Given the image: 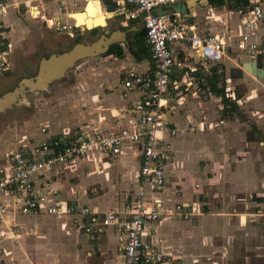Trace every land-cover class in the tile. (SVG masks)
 <instances>
[{"label": "crops", "instance_id": "crops-1", "mask_svg": "<svg viewBox=\"0 0 264 264\" xmlns=\"http://www.w3.org/2000/svg\"><path fill=\"white\" fill-rule=\"evenodd\" d=\"M4 1L11 4L0 17L10 60L9 68L0 70V97L23 79L35 80L42 59L68 52L79 42L90 44L118 31L124 35L117 36L105 52L79 59L71 70L44 87L31 90L26 86L10 107L0 111V169H10V150L44 137L111 135L120 127L143 128L134 105L146 93L124 86L128 72L154 70L151 54H142L136 46L143 30L140 20H124L106 12L113 0H94L87 5L84 0H65V7L60 0ZM254 5L262 8L263 17L256 24L253 40L264 42V0H249L241 6L228 1L219 6L210 0L192 4L177 0L158 9L179 13L191 28L222 35L226 42L220 62L200 58L181 42L173 44L175 63L164 118L176 134H165L172 154L164 187L146 190L148 201L160 203V215L145 223L143 234V240L173 264H264V216L259 214L264 206V114L244 117L238 113L246 89L252 94L246 99L259 103L264 94L253 88L264 78L244 70L241 77L230 73L233 67L253 60L235 44L243 19ZM85 12L83 25L102 14H107L106 23L79 29L75 39L60 30V24L76 22L80 26ZM257 62L264 67V60ZM216 88L222 90L220 94ZM229 102L237 110L227 109ZM224 106L228 111L224 112ZM142 148L141 138L123 144L116 155L90 152L53 171L36 174V189L48 202L62 199L94 208L99 214L122 212L139 190ZM10 199L5 197L11 205ZM177 204L190 210L194 207L192 216L183 218L175 210ZM13 222L21 225V236L15 242L3 239L5 227L0 225V264H124L120 251L124 232L113 225L91 224L85 214L66 213L56 218L38 211L14 217Z\"/></svg>", "mask_w": 264, "mask_h": 264}, {"label": "built area", "instance_id": "built-area-1", "mask_svg": "<svg viewBox=\"0 0 264 264\" xmlns=\"http://www.w3.org/2000/svg\"><path fill=\"white\" fill-rule=\"evenodd\" d=\"M84 1L89 3V0ZM176 1L113 0L114 10L110 12L113 16L141 21L145 42L150 48L154 63L151 73L128 72L124 80L126 88L137 87L146 93L134 105V110L139 114L138 121L143 128L135 131L120 127L111 135L97 132L92 136H50L29 146L10 150L7 156L10 169H0V225L5 227L1 234L3 239L15 242L20 238L21 225L13 222L14 217L38 211L56 218H62L66 213H81L88 216L91 224L113 225L124 232L125 240L120 247L124 264H173L166 254L143 240L145 223L156 221L160 215V203L148 201L146 190L148 187L155 190L164 187L172 154L171 141L165 134H176V129L169 128L164 118V111L169 102L167 92L170 74L175 63L173 44L181 42L200 58L211 62L222 61L226 51V42L222 35L191 28L180 18L179 13L158 12V9ZM65 4V0H60L61 7H65ZM9 5L11 4L0 0V17L7 14ZM262 17V8L254 5L243 19L242 32L235 44L237 50L256 61L264 60V42L253 40L256 36V24ZM1 28L0 25V70H6L9 68L10 56L5 47L6 32ZM59 28L71 39H75L79 31L74 23L60 24ZM41 131L47 132L46 128H41ZM141 138L143 148L139 190L122 212L106 210L99 214L94 208L67 204L62 199L48 202L44 194L38 193L34 183L36 174L53 171L56 166L93 151L119 154L123 144L137 142ZM5 197L11 198V205L5 201ZM175 210L187 219L192 216L194 207L190 210L188 206L177 204ZM1 241L0 239V255L3 252Z\"/></svg>", "mask_w": 264, "mask_h": 264}, {"label": "water", "instance_id": "water-1", "mask_svg": "<svg viewBox=\"0 0 264 264\" xmlns=\"http://www.w3.org/2000/svg\"><path fill=\"white\" fill-rule=\"evenodd\" d=\"M188 2L192 4L193 2H195V0H188ZM105 10L109 13L112 12L114 10V4L112 3L107 5L105 7ZM72 14L73 13H71L70 16ZM106 17L107 16H105V18ZM105 23L106 21H104V24ZM77 27L80 30H90L94 28L92 27L87 29L81 26ZM120 35H124V32L118 31L117 35L112 34L111 37L103 35L96 42H92L90 44L79 42L76 43L68 52L62 53L60 55H52L48 59H42L40 69L35 80L32 81V79L29 78L23 79L18 83L13 91L7 92L2 97H0V111H3L5 108L10 107L12 104L11 102L14 100V98H16L19 94H22L26 86L31 90H34L36 88L38 89V87H44L47 83L60 78L65 71L71 70L75 62L79 59H82L84 57H91L105 52L108 45L111 42L115 41L118 38L117 36ZM55 59L57 60L55 61ZM243 70L256 78H264V67L259 66L256 60H248L242 62L240 67H233L230 71L231 76L241 77Z\"/></svg>", "mask_w": 264, "mask_h": 264}, {"label": "rangeland", "instance_id": "rangeland-1", "mask_svg": "<svg viewBox=\"0 0 264 264\" xmlns=\"http://www.w3.org/2000/svg\"><path fill=\"white\" fill-rule=\"evenodd\" d=\"M82 16V20H81V25L84 24V20L86 19L87 17V14L85 12V14L81 15ZM95 18L96 17H93V18H90L89 21H88V24L90 27H94V23H95ZM79 34V32L76 34V37L77 35ZM260 82L258 85H256L253 89L256 91L257 94H260V93H263L264 94V79H260ZM5 84L9 83V80H5L4 81ZM257 89V90H256ZM240 90V89H239ZM251 91L249 89H246L245 90V94L244 96L242 97V104H240V107H238L239 111L238 113H240V116H249V115H252V114H255L254 117H257L258 114L262 113L264 114V95L261 98V100L259 101L258 104H253L251 102V98L250 99H246V96H251L252 94L250 93ZM252 118V117H250ZM264 119V118H263ZM263 141H264V138H263ZM264 206L262 205L261 207V211L259 212L260 215L264 216Z\"/></svg>", "mask_w": 264, "mask_h": 264}, {"label": "trees", "instance_id": "trees-1", "mask_svg": "<svg viewBox=\"0 0 264 264\" xmlns=\"http://www.w3.org/2000/svg\"><path fill=\"white\" fill-rule=\"evenodd\" d=\"M228 1L229 3H232L233 5L235 6H241V5H247L249 0H210V3L212 4H216V5H224L225 2ZM136 46L138 47V50L142 53V54H148L150 52V48L149 46H147L146 42H145V31L144 29L139 32L138 34V37L136 39ZM116 54L120 55L121 53L119 51H116ZM216 93L220 94L222 90H219V89H215ZM224 103L226 105L227 101L224 100ZM229 110H237V107L235 105V103H230L229 102V106H228ZM225 111H228V110H225V106H224V112Z\"/></svg>", "mask_w": 264, "mask_h": 264}, {"label": "bare ground", "instance_id": "bare-ground-1", "mask_svg": "<svg viewBox=\"0 0 264 264\" xmlns=\"http://www.w3.org/2000/svg\"><path fill=\"white\" fill-rule=\"evenodd\" d=\"M90 1H94V0H89V3H90ZM89 3H86V4H89ZM85 4V5H86ZM105 16H107V14H102L100 17L98 16V17H96L95 18V23H94V27L95 26H97V25H103L104 24V21H105ZM109 17V16H108ZM88 21H89V19L87 20V23H86V21H85V25H80L81 27H85V28H87V29H89V28H92V27H90L89 26V24H88ZM77 25V24H76ZM78 26V25H77Z\"/></svg>", "mask_w": 264, "mask_h": 264}]
</instances>
